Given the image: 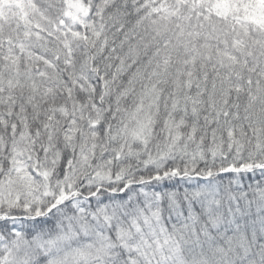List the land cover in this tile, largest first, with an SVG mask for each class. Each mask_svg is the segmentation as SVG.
<instances>
[{"label":"snow or ice","instance_id":"6c2138e0","mask_svg":"<svg viewBox=\"0 0 264 264\" xmlns=\"http://www.w3.org/2000/svg\"><path fill=\"white\" fill-rule=\"evenodd\" d=\"M0 264H264V0H0Z\"/></svg>","mask_w":264,"mask_h":264}]
</instances>
